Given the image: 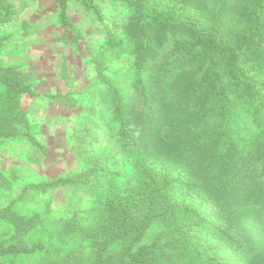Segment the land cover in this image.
Returning <instances> with one entry per match:
<instances>
[{"label":"rangeland","instance_id":"1","mask_svg":"<svg viewBox=\"0 0 264 264\" xmlns=\"http://www.w3.org/2000/svg\"><path fill=\"white\" fill-rule=\"evenodd\" d=\"M90 1L69 0L63 23L57 0H0V67L30 88L0 80V243L34 250L0 264H96L95 234L146 167L191 186L180 220L206 247L198 264H264V49L244 63L257 85L221 65V100L197 61L176 55L185 30L142 37L135 0ZM168 230L153 223L143 243L166 246ZM168 245L156 264H190Z\"/></svg>","mask_w":264,"mask_h":264},{"label":"trees","instance_id":"2","mask_svg":"<svg viewBox=\"0 0 264 264\" xmlns=\"http://www.w3.org/2000/svg\"><path fill=\"white\" fill-rule=\"evenodd\" d=\"M57 1L63 23H68L69 0ZM79 1L86 8L92 7L90 0ZM135 2L138 3L140 13L138 29L142 37L153 25L180 27L186 31L187 34L184 36L186 40L178 43L176 55L184 59H195L204 69L209 83L212 82L221 100L227 99L221 87L219 74L222 64L238 83L247 82L257 85L254 84L257 78L245 73L244 63L248 66L260 55V50L264 49V0H223L218 9L212 8V2L207 3L206 0H174L173 2L135 0ZM214 12H217L214 16L208 15ZM236 13L241 14L244 20V24L238 26L241 30H237L230 20L231 15ZM149 41L145 44V50L151 45ZM145 50L142 51L143 55ZM10 72L16 76L20 75L13 69L0 67V80L11 83L19 91L30 89L21 81L16 82L15 79V81L11 80L10 76L5 75ZM5 108H13V104H7ZM117 108L121 106L118 105ZM119 121L120 126L123 127L122 118ZM4 134L7 132L0 133V137ZM232 146L236 147L234 143ZM141 175L142 180L139 185H134V188L129 185L125 192L121 193L110 214V219L108 218L107 223L95 234L96 264H156L163 258L160 251L163 247L169 246L168 244L176 251L174 258L187 259L190 264H198L206 247L202 249L196 245L193 248L188 240L190 226H187L184 220H180L185 215L189 217L192 215L190 207L194 200L189 192L190 185L185 181L178 183L174 172L169 169L159 173L146 167ZM178 185H180V194L177 198H173V190H176ZM157 222L166 223L169 229L166 238L168 244L162 248H159V243L163 240L162 235L153 243L146 245L143 243L148 229ZM217 231H220L218 235H228L227 231ZM121 240H127V243L119 253L104 254L111 243ZM33 251L20 244L5 246L0 243V257L12 253H33Z\"/></svg>","mask_w":264,"mask_h":264}]
</instances>
